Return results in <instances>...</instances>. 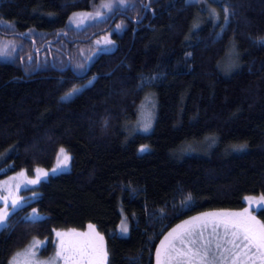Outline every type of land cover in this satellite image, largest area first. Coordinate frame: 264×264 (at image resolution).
I'll use <instances>...</instances> for the list:
<instances>
[{"label":"trees","instance_id":"trees-1","mask_svg":"<svg viewBox=\"0 0 264 264\" xmlns=\"http://www.w3.org/2000/svg\"><path fill=\"white\" fill-rule=\"evenodd\" d=\"M63 148L70 169L0 227V264L62 229L92 226L103 264H157L209 212L264 222L246 199L264 196V0H0V179Z\"/></svg>","mask_w":264,"mask_h":264},{"label":"snow or ice","instance_id":"snow-or-ice-1","mask_svg":"<svg viewBox=\"0 0 264 264\" xmlns=\"http://www.w3.org/2000/svg\"><path fill=\"white\" fill-rule=\"evenodd\" d=\"M104 7H110V5L105 4ZM76 91L78 90L73 89L68 95ZM145 130H147V126ZM143 150L142 148L141 151ZM63 151L61 149L62 153ZM68 159L69 157L65 155L64 160L67 161ZM29 182L35 183L36 181ZM246 199H249L250 204L253 203L251 198ZM256 202L264 204V196L260 197L259 201ZM15 206L16 201L14 200L13 207ZM7 216L8 212L6 209L0 210V225L4 224ZM206 216L211 218L208 222L212 224V234L214 236L219 235L217 230L221 227L224 230V237L231 236V239L221 237L216 241L215 247L217 252H219V256L211 252L212 241L203 240L204 228H201L199 232L202 242L199 246H196V240L192 239L197 231L196 225L188 228L178 226L183 230L174 229L173 232L165 237V240L161 242L160 248L157 249V264H174V262L175 264H216L217 260L221 261L222 264H226L228 260H231V264H246L247 260L252 261V264H255L256 260H259L260 264H264V222L257 220L248 208H245L243 212L211 213L206 214ZM194 219L199 220L201 218ZM188 224L190 222L186 221L185 225ZM89 227L91 228L92 226ZM123 230L127 231V228L125 227ZM65 235L67 234L57 233V236L61 238L57 256H62L66 264L73 259V257L65 255L68 251L76 252L81 260H87V264H103L107 253L103 251L102 247L96 248L91 243L66 245L63 239ZM177 242L184 247L177 248ZM39 243V241H35L34 245ZM34 245L26 250V255H34L31 251ZM188 245L192 246L189 247ZM226 245H231V248L226 247ZM233 249H238V251L233 252ZM225 253L230 255L226 256ZM29 264H31L30 261Z\"/></svg>","mask_w":264,"mask_h":264},{"label":"rangeland","instance_id":"rangeland-1","mask_svg":"<svg viewBox=\"0 0 264 264\" xmlns=\"http://www.w3.org/2000/svg\"><path fill=\"white\" fill-rule=\"evenodd\" d=\"M149 101H146L143 108L141 109L140 114V121L142 123L143 130L150 127L152 120H153V110L154 108L150 106ZM149 130V129H148ZM146 131V130H145ZM63 153L59 152L57 159L55 160V163L51 168H36L32 172L23 169L16 173H13L7 177H4L0 179V210H7L8 216L6 221L3 225H0V227H3L7 224L10 214L12 211L17 209L18 207L22 206L27 202L26 196H32V195H25L24 190L34 187L35 185L39 184L42 180L49 177L52 174H56L62 171H66L70 169L71 167V154L63 148ZM67 155L69 159L67 161L64 160V156ZM29 181H36L35 183H30ZM259 197H255L252 200L254 202L259 201ZM16 201V206L13 207V201ZM236 212H243V211H236ZM212 212H209L208 214H211ZM208 219L197 222L192 225H196V234L192 237V239L196 240L197 244L196 246H199V244L202 242L199 232L201 228H204L203 231V240L208 241L211 240V252L219 256V252H217L215 244L218 239L221 237H224V230L223 227L219 228L217 231L219 233L218 236H214L212 234V224L208 221ZM192 225L188 226L191 227ZM206 225V227H205ZM127 228V231H124V228ZM187 227V228H188ZM128 228V222L124 219L123 223H121V233L127 234L129 231ZM64 233L67 234L63 237L66 245L70 244H86L91 243L95 246V244L100 248L102 247L103 250H105L104 240L103 238L92 228L86 230V231H76V230H57L55 232L56 240L49 243L48 240L44 239H33L26 247L17 250L10 258L9 264H29V261L31 264H66L65 259L62 256H57V253L59 251V245H60V237L57 236V233ZM102 238V239H101ZM224 239H231V236L224 237ZM35 241H39V244H35ZM34 245L32 247L31 251L34 253V255H26V250L29 249L30 246ZM177 248L184 247L183 245H180L178 242L176 244ZM191 247L192 245H188ZM226 247L231 248V245H226ZM238 251V249H233V252ZM255 251V249H253ZM19 254V255H18ZM67 256L73 257V259L69 260L67 264H87V260H81L79 255L74 251H68L65 253ZM225 255H230L229 253H225ZM15 258V261H14ZM175 264V262H174ZM216 264H222L221 261L217 260ZM226 264H231V260H228ZM246 264H252V261L247 260ZM255 264H260L259 260L255 261Z\"/></svg>","mask_w":264,"mask_h":264},{"label":"flooded vegetation","instance_id":"flooded-vegetation-1","mask_svg":"<svg viewBox=\"0 0 264 264\" xmlns=\"http://www.w3.org/2000/svg\"><path fill=\"white\" fill-rule=\"evenodd\" d=\"M250 212H251V214H252L253 216L256 217L257 220L261 221L260 218L258 217V215H257V213H256V211H255V209H253V211L250 210ZM216 213H217V212H216ZM261 222H262V221H261ZM95 247H96V248H99L96 244H95Z\"/></svg>","mask_w":264,"mask_h":264},{"label":"water","instance_id":"water-1","mask_svg":"<svg viewBox=\"0 0 264 264\" xmlns=\"http://www.w3.org/2000/svg\"><path fill=\"white\" fill-rule=\"evenodd\" d=\"M217 213H232V210H231V209H229V210L219 209V210L217 211ZM92 229H94V228H92Z\"/></svg>","mask_w":264,"mask_h":264}]
</instances>
